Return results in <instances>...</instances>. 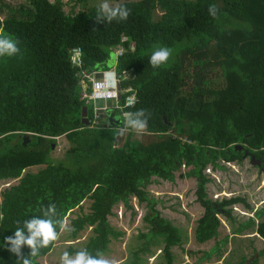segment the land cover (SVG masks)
<instances>
[{"label": "trees", "instance_id": "trees-1", "mask_svg": "<svg viewBox=\"0 0 264 264\" xmlns=\"http://www.w3.org/2000/svg\"><path fill=\"white\" fill-rule=\"evenodd\" d=\"M98 2L73 0L65 11L62 0H0V36L20 48L15 56L0 57V182L7 184L0 191V264H16L6 238L49 204L63 219L73 214L71 231L29 257L32 264H40L58 239L75 241L88 229L84 245L68 243V252L87 249L100 258L110 238L121 234L109 216L119 205L132 209V198L147 208L143 220L149 228L140 237L160 236L161 252L172 264V247L182 245L180 231L155 211L148 186L158 177L173 181L182 166L191 168L184 176L195 178L196 201L203 209L193 222L195 247L185 250L188 257L198 254L197 263L214 253L222 257L230 239L221 238L219 215L233 226L231 234H254L264 241V201L254 208L238 194L209 198L212 178L205 172L254 155L264 173V0H108L130 9L126 21L111 23H97L104 0ZM211 4L219 9L215 18L208 14ZM122 35L127 37L123 43ZM120 43L123 53L114 57ZM74 47L81 49L80 67L70 60ZM160 47L170 49L171 56L153 68L149 58ZM112 66L121 76V107L108 100L94 120V106L88 108L90 101L82 98V71ZM132 92L134 103L124 106ZM84 105L87 125L81 116ZM140 109L151 114L147 130L135 138L125 129L122 145L116 146L112 129L122 126L124 112ZM116 117L115 124L109 121ZM25 134L29 140L23 145V138L16 137ZM59 136L69 144L65 156L74 169L47 161ZM32 167L37 171H29ZM240 204L253 216L235 226L232 212ZM211 239L210 249L199 248ZM30 251L22 249L25 256Z\"/></svg>", "mask_w": 264, "mask_h": 264}, {"label": "rangeland", "instance_id": "rangeland-1", "mask_svg": "<svg viewBox=\"0 0 264 264\" xmlns=\"http://www.w3.org/2000/svg\"><path fill=\"white\" fill-rule=\"evenodd\" d=\"M7 1L14 4L22 0ZM62 1L65 3L64 10L69 11L73 5V0ZM97 1L101 3L102 0ZM99 2L98 4H100ZM92 3H94V0H87V5ZM80 7L75 6V9ZM112 54L114 55V51H112ZM109 102L106 101V103ZM95 105L102 107L105 103L101 100H98L95 104L90 101L88 108ZM116 122L117 117L113 120L114 124ZM125 135L126 130L124 129V136L116 141V146L122 145ZM139 135L135 133L133 137L139 138ZM22 138L23 135H20L16 137V140L21 141ZM53 144L54 147L49 152L47 161L54 165L61 163L74 169L71 161L65 156V151L69 147L65 137H57ZM1 151L2 148H0ZM37 169L38 167H32L29 171L35 172ZM189 171H191L190 167L182 166L179 171L175 172L173 181L158 177L148 186V195L155 199L153 205L155 211H158L159 216L169 220L180 231L182 245L172 247V264H241V260L245 264L247 262L250 264H264L262 255L260 257L256 256L261 249H264V241L253 236L254 234H231L233 226L221 215L219 217L224 225V227H219L222 232L221 238L228 236L230 239L228 244L221 248L222 257L220 258L219 255L214 253L209 260L197 263L200 262L196 260L199 256L198 254L194 257L187 256L185 250L195 247L191 233L193 222L203 213L202 207L196 201L195 178L184 176ZM205 172L212 178V181L207 184L209 198L214 199L217 197V199H221L222 195L238 194L245 196L249 202L254 204V208L260 207L264 201V173L260 172L256 166H253L249 162V158H244L239 164L229 163L223 170H212L209 166V169H206ZM6 186L7 184L0 182V191ZM131 205L133 206L132 209L126 208L124 205L114 207L113 214L108 218L109 223L121 234L110 238L111 240L107 243V248H105L101 257L109 260L111 264H167L166 257L161 252L164 246V241L161 237L152 238L150 235L140 237V234L146 233L149 228L147 222L143 220L147 208L140 206L135 198L131 199ZM233 209V225L236 226L239 223L248 222V217L252 213L247 212L243 205H237ZM85 212H88V204L85 206ZM71 217H73V214L65 217L67 224H69V218ZM88 230L83 231L79 236L80 238L75 241L65 242L61 238L58 239L52 252L45 258H40L39 263L60 264V257L65 251L68 252V243L73 244V248L83 246L87 239L84 237L88 234L86 233ZM251 231V229H248L245 232ZM66 233L67 231L60 233V237L63 238ZM149 240L152 243L149 246L150 250L147 251ZM214 244L215 240L211 239L207 243L198 246L202 250H208ZM218 257L220 260H218Z\"/></svg>", "mask_w": 264, "mask_h": 264}, {"label": "clouds", "instance_id": "clouds-1", "mask_svg": "<svg viewBox=\"0 0 264 264\" xmlns=\"http://www.w3.org/2000/svg\"><path fill=\"white\" fill-rule=\"evenodd\" d=\"M218 7L211 4L208 7V14L215 18L218 15ZM130 9L124 6H112L108 0H104L97 9V23H111L113 20L123 22L128 19ZM20 53L17 42L4 36H0V57H12ZM171 56V50L167 47H160L154 50L149 58V64L153 68H159L166 64ZM115 57V54H114ZM104 72L103 81L95 85L98 89L114 88L116 86V77L119 76L114 66ZM105 103L108 100H101ZM150 113L140 109L135 112H124L121 119L122 126L112 129L111 133L114 140L124 136V129H130L136 134H142L147 130ZM41 215L26 219L22 225L18 226L12 236L6 238V245H9L8 251L14 254L18 259L16 264H32L29 257H37L40 250L47 248L58 235L64 231H71L67 221L61 218L57 213L55 204H49L40 209ZM3 216L0 215V220ZM59 228L60 232H57ZM27 246L31 249L30 254L25 256L22 249ZM60 264H111V262L102 257L93 256L87 249H80L75 254L65 251L60 257Z\"/></svg>", "mask_w": 264, "mask_h": 264}, {"label": "built area", "instance_id": "built-area-1", "mask_svg": "<svg viewBox=\"0 0 264 264\" xmlns=\"http://www.w3.org/2000/svg\"><path fill=\"white\" fill-rule=\"evenodd\" d=\"M127 37L125 35L121 36V43L126 41ZM118 44L113 50L115 57H119L123 53V45ZM130 47L133 48V45L130 44ZM81 49L79 47H74L71 50L70 60L73 65L81 66L82 65V58H81ZM104 72H101L100 70H92L90 72L82 71V77H81V85H82V98L86 99L87 101H93L95 104L98 100H112L115 107H121L119 105V82L121 80V76L116 77V86L114 88H103L98 89L95 87L97 83H100L103 81ZM89 81L90 83L86 82ZM91 87L90 91H87V88ZM126 90H131L130 87H128ZM135 101V94L132 92L128 96H126V101L124 106H131ZM107 108V104L105 102V105L100 107L95 105L94 106V120L99 118V116L102 115V111H104ZM95 124L98 122L94 121Z\"/></svg>", "mask_w": 264, "mask_h": 264}, {"label": "water", "instance_id": "water-1", "mask_svg": "<svg viewBox=\"0 0 264 264\" xmlns=\"http://www.w3.org/2000/svg\"><path fill=\"white\" fill-rule=\"evenodd\" d=\"M81 116H82V122L87 125L88 124V119H87V106L86 105H84L82 107ZM109 121H113V119L112 118H109ZM28 140H29L28 134H25L24 137H23V145H26V143L28 142ZM51 146L53 148L54 147V144H52ZM235 149L241 150L242 149V146L241 145H235ZM247 154H248V152L245 151L244 152V157H246ZM249 162L253 166H256V167H260V165H261V161L259 159H256L254 155H249ZM256 256H258V255L256 254ZM247 264H250V263L247 262Z\"/></svg>", "mask_w": 264, "mask_h": 264}, {"label": "crops", "instance_id": "crops-1", "mask_svg": "<svg viewBox=\"0 0 264 264\" xmlns=\"http://www.w3.org/2000/svg\"><path fill=\"white\" fill-rule=\"evenodd\" d=\"M249 216H253V214H250Z\"/></svg>", "mask_w": 264, "mask_h": 264}]
</instances>
